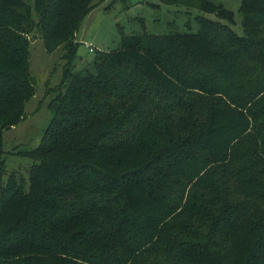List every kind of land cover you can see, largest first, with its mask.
<instances>
[{
  "label": "trees",
  "instance_id": "obj_1",
  "mask_svg": "<svg viewBox=\"0 0 264 264\" xmlns=\"http://www.w3.org/2000/svg\"><path fill=\"white\" fill-rule=\"evenodd\" d=\"M95 3L0 0V160L36 90L30 35L64 60L27 177L0 178V264H264V0H240L242 34L197 13L75 70Z\"/></svg>",
  "mask_w": 264,
  "mask_h": 264
},
{
  "label": "rangeland",
  "instance_id": "obj_2",
  "mask_svg": "<svg viewBox=\"0 0 264 264\" xmlns=\"http://www.w3.org/2000/svg\"><path fill=\"white\" fill-rule=\"evenodd\" d=\"M211 5H221L229 11L228 21L214 13L201 11L194 2L188 8L171 4L166 0H96L95 5L84 15L76 33L79 42L72 67L75 70L91 69V60L96 51L112 49L119 45L123 35L146 30L164 33L185 29L186 23L197 28L194 16H204L226 21L238 34H242L240 0H208ZM29 69L35 78L36 90L24 106V117L17 124L2 131V160L0 178L13 169L21 170L27 177V168L34 158L28 152L39 142L49 119L48 102L61 89L62 65L60 49L47 52L39 36L30 35ZM91 48V49H90ZM1 159V158H0Z\"/></svg>",
  "mask_w": 264,
  "mask_h": 264
},
{
  "label": "water",
  "instance_id": "obj_3",
  "mask_svg": "<svg viewBox=\"0 0 264 264\" xmlns=\"http://www.w3.org/2000/svg\"><path fill=\"white\" fill-rule=\"evenodd\" d=\"M76 68V66H74V69Z\"/></svg>",
  "mask_w": 264,
  "mask_h": 264
},
{
  "label": "built area",
  "instance_id": "obj_4",
  "mask_svg": "<svg viewBox=\"0 0 264 264\" xmlns=\"http://www.w3.org/2000/svg\"><path fill=\"white\" fill-rule=\"evenodd\" d=\"M91 49V48H90Z\"/></svg>",
  "mask_w": 264,
  "mask_h": 264
}]
</instances>
